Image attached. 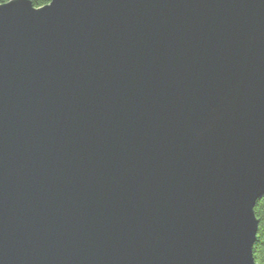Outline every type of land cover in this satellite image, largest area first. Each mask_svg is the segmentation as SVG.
<instances>
[{"label": "water", "instance_id": "95a60500", "mask_svg": "<svg viewBox=\"0 0 264 264\" xmlns=\"http://www.w3.org/2000/svg\"><path fill=\"white\" fill-rule=\"evenodd\" d=\"M264 0L0 5V264H258Z\"/></svg>", "mask_w": 264, "mask_h": 264}, {"label": "trees", "instance_id": "16d2710c", "mask_svg": "<svg viewBox=\"0 0 264 264\" xmlns=\"http://www.w3.org/2000/svg\"><path fill=\"white\" fill-rule=\"evenodd\" d=\"M11 0H0V5ZM35 7H42L52 0H31ZM255 213L259 219V230L254 246V256L258 264H264V196L259 199L255 206Z\"/></svg>", "mask_w": 264, "mask_h": 264}]
</instances>
